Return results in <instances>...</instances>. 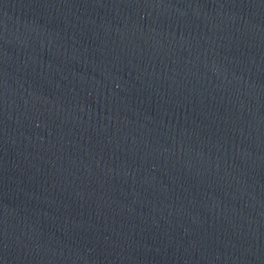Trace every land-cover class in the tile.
I'll use <instances>...</instances> for the list:
<instances>
[{
	"label": "water",
	"instance_id": "1",
	"mask_svg": "<svg viewBox=\"0 0 264 264\" xmlns=\"http://www.w3.org/2000/svg\"><path fill=\"white\" fill-rule=\"evenodd\" d=\"M0 264H264V0H0Z\"/></svg>",
	"mask_w": 264,
	"mask_h": 264
}]
</instances>
